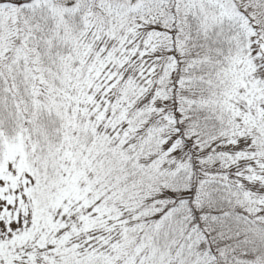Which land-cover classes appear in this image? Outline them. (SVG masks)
<instances>
[{"label": "snow or ice", "instance_id": "obj_1", "mask_svg": "<svg viewBox=\"0 0 264 264\" xmlns=\"http://www.w3.org/2000/svg\"><path fill=\"white\" fill-rule=\"evenodd\" d=\"M0 264H264V0H0Z\"/></svg>", "mask_w": 264, "mask_h": 264}]
</instances>
